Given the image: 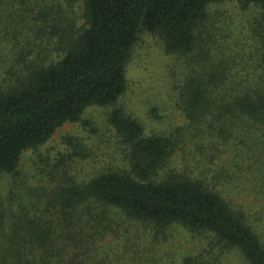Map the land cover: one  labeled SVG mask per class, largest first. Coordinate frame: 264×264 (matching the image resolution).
Instances as JSON below:
<instances>
[{
	"label": "trees",
	"instance_id": "1",
	"mask_svg": "<svg viewBox=\"0 0 264 264\" xmlns=\"http://www.w3.org/2000/svg\"><path fill=\"white\" fill-rule=\"evenodd\" d=\"M64 1L68 5L78 0ZM226 2H236L243 10L258 7L264 29V0H82L80 27L61 11V3L39 12L49 29L47 53L55 51L59 57L45 62L35 53L38 58L30 60L29 42L28 55L17 54V65L25 66L27 75L0 86V175L17 174L25 151L45 144L64 124L80 121L87 108L114 107L127 89V64L143 32L158 35L168 54H197L210 8ZM29 19L34 17L22 14L17 20L24 24ZM37 30L39 35L45 29ZM261 37L264 53V30ZM203 71L189 74L182 88L188 121L183 132L146 136L141 123L113 108L108 120L129 148L128 168L63 184L49 196L43 214L0 216V264H123L142 254L143 229L152 234V244L176 229L207 238L208 248L190 257V264H205L204 256L217 247L237 253L245 264H264V241L250 223V213L218 188L227 178V164L215 163L221 159L218 148L215 153L205 149L208 134L229 140L233 121L243 124L251 141L264 145V85L216 104L210 98V84L216 83ZM155 113L150 111L158 119ZM185 135L198 138L191 150L196 157L185 153ZM203 151L206 159H198ZM94 209L117 210L134 226L121 235L114 221H99L104 213L94 214ZM108 232L115 235L113 243L98 244Z\"/></svg>",
	"mask_w": 264,
	"mask_h": 264
},
{
	"label": "rangeland",
	"instance_id": "2",
	"mask_svg": "<svg viewBox=\"0 0 264 264\" xmlns=\"http://www.w3.org/2000/svg\"><path fill=\"white\" fill-rule=\"evenodd\" d=\"M57 3H61V11L77 27L83 25L82 0L68 5L64 0L0 1V86L14 84L19 77L21 81L27 75L25 66L17 65V54L22 51L28 55L29 42L33 44L30 60L38 58L35 53H41L39 57L45 62L58 59L57 52L47 53L50 48L46 47L45 39L49 29L38 15L39 12H50L48 8ZM22 14L34 19L19 23L17 19ZM260 20L258 7L243 10L236 2L213 5L209 10L202 50L187 57L168 54L158 35L143 32L133 47L126 69L127 89L117 104L87 108L80 121L64 124L45 144L25 151L17 174L0 175V216L21 212L43 214L49 196L63 184L87 182L104 171L127 169L129 148L108 120L113 108H121L141 123L146 136L169 135L181 129L183 132L188 125L182 88L189 74L204 72L203 69L209 72V77L212 76L216 83L210 84V98L216 104L229 95L262 87L264 53L261 36L264 29ZM39 26L45 30L38 35ZM32 37L34 40L29 41ZM203 52L205 57H201ZM152 110H156L158 119H153ZM217 124L213 130L218 129ZM206 125L203 126L205 131ZM244 130L241 122L233 121L228 128L230 139L223 141L218 135L212 138L208 134L205 141L209 148L206 145L205 149L207 153L219 149L217 157L221 159L215 163H226L228 169L224 173L227 178L222 179L218 188L227 199L242 205L250 213L253 220L250 223L264 241V145L255 144L248 135L250 132ZM184 139L187 141L185 153L192 152L196 157V151L191 150L198 138L185 135ZM239 140L247 141L242 145ZM203 152V155L197 153L198 159H206L202 158L206 156ZM174 157L178 165L181 152L177 151ZM187 157L188 160L192 158L191 155ZM95 213H104L99 221H114V226H119L116 231L121 235L126 234L122 232L129 226H134L117 210L102 212L94 209ZM139 232L146 235L141 245L143 252L123 264H190V257H198L203 253L202 249L208 248L207 238L182 229L153 242L155 245L148 238H152L148 230ZM114 236L108 232L98 238L97 243L107 246L113 243ZM3 243L0 231V244ZM144 244H152V247L146 250ZM204 257L205 264H245L237 253L219 247Z\"/></svg>",
	"mask_w": 264,
	"mask_h": 264
}]
</instances>
